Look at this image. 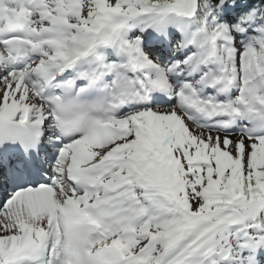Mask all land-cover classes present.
Returning a JSON list of instances; mask_svg holds the SVG:
<instances>
[{"label":"snow or ice","instance_id":"6c2138e0","mask_svg":"<svg viewBox=\"0 0 264 264\" xmlns=\"http://www.w3.org/2000/svg\"><path fill=\"white\" fill-rule=\"evenodd\" d=\"M0 264H264V0H0Z\"/></svg>","mask_w":264,"mask_h":264}]
</instances>
